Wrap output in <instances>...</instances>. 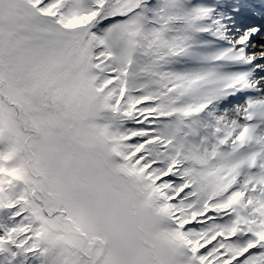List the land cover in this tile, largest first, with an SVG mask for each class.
Masks as SVG:
<instances>
[{
	"label": "snow or ice",
	"instance_id": "6c2138e0",
	"mask_svg": "<svg viewBox=\"0 0 264 264\" xmlns=\"http://www.w3.org/2000/svg\"><path fill=\"white\" fill-rule=\"evenodd\" d=\"M0 264H264V0H0Z\"/></svg>",
	"mask_w": 264,
	"mask_h": 264
}]
</instances>
